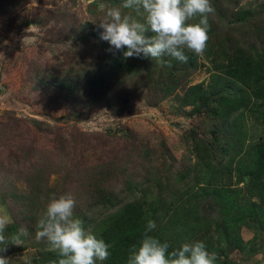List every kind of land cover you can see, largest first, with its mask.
Wrapping results in <instances>:
<instances>
[{
  "label": "trees",
  "instance_id": "1",
  "mask_svg": "<svg viewBox=\"0 0 264 264\" xmlns=\"http://www.w3.org/2000/svg\"><path fill=\"white\" fill-rule=\"evenodd\" d=\"M56 1L59 0L53 3ZM210 2L215 14L209 17L206 50L203 55L186 51V63L170 56L163 57L170 62L164 65L143 55L125 58L127 48L116 50L101 39L104 29L100 24L85 22L84 27L73 28L77 37L74 40L92 45L93 56L58 64L45 74H34L36 84L57 90L66 106L63 118L58 120L65 123L84 122L98 108L122 111L128 97L144 89L148 105L156 106L172 96L179 109L189 107L191 115L204 118L211 127L208 134H201L194 127L185 131L183 141L188 154L178 174L157 164L149 147L144 146L143 150H122L115 159L110 156L95 167L68 171L52 183L49 175L53 170L47 168L50 150L34 147L27 154H19L9 149L8 159L11 156L14 164H27L34 172L22 181L27 185L25 191L12 190L8 194L17 208L6 229V235H10L20 227L27 228L30 235L24 238L20 250L36 249L30 264H52L59 259L45 242L35 240V225L52 194L58 197L65 193L74 195V216L83 227L110 245L109 258L100 264H127L129 250L143 238L149 219L156 223L149 235L167 241L169 251L183 243L201 241L209 252L217 254L216 264H237L229 260L234 251L248 256L261 251L264 10L258 6L237 8L241 0ZM123 3L124 0H98L97 4L105 9L98 12L97 4L93 5L96 22L105 18L107 8L121 7ZM122 12L135 16L130 9ZM145 35L150 37L152 33ZM200 59L210 65L209 79L191 85ZM40 125L35 126L40 129ZM257 126H261V132ZM1 127L6 129L7 125L0 123ZM46 129L50 134L53 128ZM7 130L15 133L10 127ZM133 136L136 134L127 132L124 138ZM52 141V148L59 146L67 152L65 138ZM135 160L141 162L132 168L137 172L129 168ZM118 180L123 182L120 187L114 184ZM76 182L80 183L77 188L72 186ZM243 228L254 234L247 242L241 237ZM15 249L19 247L9 244L5 255Z\"/></svg>",
  "mask_w": 264,
  "mask_h": 264
},
{
  "label": "rangeland",
  "instance_id": "2",
  "mask_svg": "<svg viewBox=\"0 0 264 264\" xmlns=\"http://www.w3.org/2000/svg\"><path fill=\"white\" fill-rule=\"evenodd\" d=\"M97 1L0 0V123L7 125L6 129L0 128V150L3 152L0 151V215L9 216L11 221L17 207L8 194L12 190L25 191L27 185L22 181L34 172L27 164L16 165L10 160L11 156L8 159L9 149L19 154H27L34 147L50 150L47 168L53 170L49 175L52 183L62 179L68 171L95 167L110 156L115 159L118 152L130 150V147L143 150L148 146L157 164L178 174L188 154L183 141L185 131L194 127L201 134H208L211 127L209 121L191 115L189 107L179 109L172 96L156 106L148 105L144 89L131 94L122 111L98 108L84 122L58 120L65 114L64 102L59 99L57 90L36 84L34 76L48 73L58 64L93 56L92 45L74 40L77 37L73 28L84 27L85 22L100 24L91 11ZM254 6L264 10V0H241L236 5L237 8ZM97 8L98 12L105 9L101 4H97ZM203 59L198 60L201 65L192 76L191 85L206 83L209 79L210 65ZM32 122L41 124L40 129ZM48 126L53 128L50 134L46 132ZM8 127L16 134L8 131ZM256 128L261 132V126ZM53 131L56 134L53 135ZM127 132L136 136L124 138ZM62 137L67 140V154L59 146L52 148L51 141L55 138L59 141ZM139 164L141 162L135 160L129 168ZM122 183V180L114 182L117 187ZM79 185L76 182L72 186ZM253 235L248 229L241 230L244 242ZM260 245L261 251L255 255L234 251L229 260L237 264H264V240ZM15 247L19 249L7 256L12 259L11 264H23L36 255L35 248L20 250L21 245Z\"/></svg>",
  "mask_w": 264,
  "mask_h": 264
},
{
  "label": "clouds",
  "instance_id": "3",
  "mask_svg": "<svg viewBox=\"0 0 264 264\" xmlns=\"http://www.w3.org/2000/svg\"><path fill=\"white\" fill-rule=\"evenodd\" d=\"M130 9L135 16L124 14ZM215 14L210 0H124L121 7L106 9L105 18L100 21L104 29L101 39L116 50L127 48L125 58L151 57L161 65L173 57L186 63V51L203 55L210 39L209 17ZM152 35L146 36L145 33ZM76 199L72 193L52 194L42 215L36 221L35 240L47 244L48 250L57 254L58 261L52 264H98L109 258L110 245L74 216ZM7 215H0V264H11L5 253L9 244L22 245L29 237L27 228L6 235L11 223ZM156 228L149 219L143 238L129 250L127 264H216L217 254L209 252L201 241L183 243L171 251L167 241L149 235ZM25 264L30 261L25 260Z\"/></svg>",
  "mask_w": 264,
  "mask_h": 264
}]
</instances>
